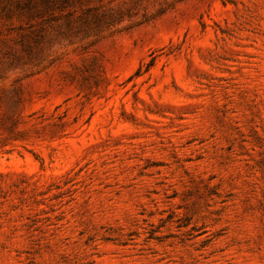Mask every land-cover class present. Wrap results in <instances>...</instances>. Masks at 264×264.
<instances>
[{
	"label": "rangeland",
	"instance_id": "1",
	"mask_svg": "<svg viewBox=\"0 0 264 264\" xmlns=\"http://www.w3.org/2000/svg\"><path fill=\"white\" fill-rule=\"evenodd\" d=\"M42 2L0 0V264H264V0Z\"/></svg>",
	"mask_w": 264,
	"mask_h": 264
},
{
	"label": "trees",
	"instance_id": "2",
	"mask_svg": "<svg viewBox=\"0 0 264 264\" xmlns=\"http://www.w3.org/2000/svg\"><path fill=\"white\" fill-rule=\"evenodd\" d=\"M50 3H51L50 0H43V2H42V4L44 5V8L51 7ZM24 7H25V5H24ZM26 7L30 10L35 8V6H33L31 3L30 4L27 3ZM106 20H108V19H106ZM77 21L80 22L81 28H83V30H85V33H86V12H84L83 15L78 16ZM96 21L104 22V24H106L105 23L106 21H103L99 17H97ZM41 38H42L41 34H38V33L34 34L33 31H32V35H31L32 42L28 37L25 38V36L22 35V37L20 39V45H21L22 51L25 52V54L28 57H30V55L33 54L32 51H34V49L36 48V45L41 42Z\"/></svg>",
	"mask_w": 264,
	"mask_h": 264
}]
</instances>
